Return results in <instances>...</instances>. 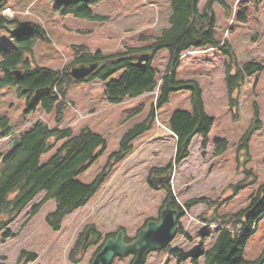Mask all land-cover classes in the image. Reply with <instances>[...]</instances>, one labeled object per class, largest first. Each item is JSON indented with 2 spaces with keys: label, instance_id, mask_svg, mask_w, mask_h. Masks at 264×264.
<instances>
[{
  "label": "rangeland",
  "instance_id": "rangeland-1",
  "mask_svg": "<svg viewBox=\"0 0 264 264\" xmlns=\"http://www.w3.org/2000/svg\"><path fill=\"white\" fill-rule=\"evenodd\" d=\"M206 2L201 0L200 6ZM55 5V0H4L0 5V24L4 18L20 24H38L45 29L46 38L39 39L32 56H28L33 59L34 65L55 70L73 61L76 56L75 46H85L92 52L100 50L104 54L122 53L129 48H145L153 39L143 37L161 34L169 27L172 14L171 0H102L92 7L93 14L100 18L62 14ZM215 12L216 39L221 42L227 39L240 62L256 60L264 65V0L248 5L246 22L239 21L234 12L228 15L219 4L215 5ZM5 44L14 45L15 39L7 27L0 25V46ZM228 60L229 57L216 47L192 50L176 64L177 80H195L198 83L202 90L204 110L214 119V124L208 134V147L202 146L203 138L200 135L195 136L190 145V156L180 164H174L171 169L168 165L175 158L178 139L168 127L169 120L176 110H194L192 90L172 92L169 101L161 106L155 104L157 90L111 103L105 87L109 81L119 79L123 71L108 80L96 77L88 81H77L68 88L64 116L58 123L57 112L48 113L41 106L27 113V99L19 94L18 88L13 85L3 86L0 89V117L9 118L16 137L36 119L44 120L52 127H70L73 135L89 128L106 139V152L76 177L82 183L88 184L95 180L111 155L120 149L124 134L136 125L149 123L153 109L156 119L151 128L132 141L134 151L114 166L111 175L90 202L66 216L61 228L51 227L46 220V216L56 208L52 199L25 225L32 206L40 202L44 195L37 197L10 225L15 236L5 239L0 234V264H19L18 258L23 250L38 255L35 261L24 264H91L97 249V245H91L95 230H99L105 237L123 227L127 236L133 237L146 222L158 219L168 190L154 188L149 183L151 174L162 173L155 170L157 168L166 169L164 172L171 170L169 184L185 211L180 226L186 234L177 236L171 246L190 252L199 246L202 240L200 233L207 229L212 235L205 239V247H211L216 238V228L202 224L201 216H209L214 208L200 203L188 209L184 204L201 197L213 201L220 198L224 200L233 193L231 185L245 178V173L240 170L252 169L258 181L218 207L220 215L236 213L249 206L251 194L264 182V70L247 78L240 94L239 117L236 118L230 106L225 79ZM169 64L170 55L166 48L153 56L152 65L158 80L163 77ZM256 107L261 125L252 133L248 149L239 151L240 140L252 124ZM254 125L257 123L254 122ZM1 130L0 126V133ZM15 138L5 139L0 134V154L5 155L11 151ZM217 139L229 142L228 150L221 155L215 153ZM62 143L44 153L41 163L49 161ZM90 227V244L76 254L74 250L80 235L83 232L85 234ZM245 258L260 260L264 264V215L248 238ZM130 261L131 257L117 258L112 264H129ZM199 262L205 264V258H200ZM146 264L179 263L165 252H152ZM181 264L192 262L187 260Z\"/></svg>",
  "mask_w": 264,
  "mask_h": 264
},
{
  "label": "trees",
  "instance_id": "trees-1",
  "mask_svg": "<svg viewBox=\"0 0 264 264\" xmlns=\"http://www.w3.org/2000/svg\"><path fill=\"white\" fill-rule=\"evenodd\" d=\"M101 1L55 0V8L62 14L70 13L79 17L100 18L93 14L92 7ZM236 1L207 0L204 6H200L201 0H171L172 14L169 27L159 35L143 37L144 39H153V42L147 47L129 48L122 53L104 54L100 50L92 52L85 46H75V58L60 70L34 65L33 59L28 56H32L36 42L46 38V31L41 25L20 24L2 18L0 24L2 27H7L8 24H16L17 30L10 31L15 39L14 45L0 46V70L3 74V77L0 78V89L5 85L16 86L19 94L27 99V113L35 111L37 107L41 106L48 113L56 111L58 123L62 121L64 116L68 100V88L72 83L77 82L71 74V67L76 63L106 61L103 67L92 77L103 80H108L114 74L123 71L119 79L109 81L105 87L106 95L111 103H119L125 98L137 97L158 89L155 104L161 106L169 101L172 92L184 89L192 90L194 93V110L192 112L176 110L169 120L168 127L178 139L175 158L168 165L171 169L174 164L178 165L190 156V145L195 136L200 135L203 138L202 146L208 147V134L214 124V119L207 115L204 110L202 90L198 83L195 80L179 81L176 79L175 66L182 54L190 50L219 47L229 57L226 64L225 79L230 106L236 118L239 117L240 94L247 78L255 72L264 70V65L256 60L240 62L227 39L222 42L216 39L215 5L223 6L227 14L232 15ZM261 1L239 0L234 12L239 21L246 22L250 3ZM3 2L4 0H0V5ZM163 48L169 51L170 64L160 80L157 79L156 69L152 65L153 58L141 67L133 64V54L152 50L154 56L157 51ZM16 71H20V75H17ZM41 87H49L50 91L42 95L34 104H31V96ZM155 119L156 115L153 109L149 123L144 122L136 125L124 134L120 149L111 155L95 180L87 184L78 181L76 177L85 172L92 163L106 152L107 141L101 134L85 128L79 134L73 135V130L70 127H52L44 120H37L30 127L21 130L16 137L10 127L9 118L7 116L0 117L1 137H16L11 151L5 155L0 154V234L5 239L15 236L10 225L41 194L44 195L43 199L32 206L25 225L52 199L56 203V208L46 216V220L51 227L61 228L66 216L86 206L107 181L114 166L123 162L134 151L132 141L145 130L151 128ZM254 122L257 125H254ZM260 125L259 110L256 107L252 124L240 140L239 151L248 149L251 135ZM62 141L63 143L56 153L49 161L42 164V155L56 148ZM228 148V140H216V155L223 154ZM155 170L164 172L166 169L157 168ZM240 172L245 173V178L231 185L233 193L224 200L220 198V200L213 201L201 197L189 200L184 204L185 208L188 209L200 203L214 208L213 213L209 216L203 214L201 219L208 224L206 227H210V224H216L218 227L215 230L216 238L211 247H205V239L210 237L212 232L203 229L200 233L202 240L197 248L190 252L182 248L172 250L171 254L179 264L187 260H191L192 264H200L199 260L202 257L205 258V264H263L260 260H247L245 248L258 220L264 215V182L251 194L250 204L247 208L236 213L223 215L218 213V207L222 203L228 202L239 191L258 181V176L252 169H243ZM149 183L151 184L150 179ZM169 200L172 207L179 211L177 234L179 236L184 232L180 226V220L185 211L173 193L171 185L168 186V196L161 208ZM249 210L252 211L247 216ZM145 225L146 223L143 227ZM122 229L124 228L122 227ZM118 231L103 237L99 230H95L91 245H97V249L93 256L101 250L104 242L109 237H115ZM83 237L84 232L80 235L75 247L76 254L80 252ZM126 239L132 240L128 236ZM169 249L170 245H167L159 252H168ZM37 257L35 252L23 250L18 258V263L24 264L35 261ZM72 257L74 259L73 254Z\"/></svg>",
  "mask_w": 264,
  "mask_h": 264
},
{
  "label": "water",
  "instance_id": "water-1",
  "mask_svg": "<svg viewBox=\"0 0 264 264\" xmlns=\"http://www.w3.org/2000/svg\"><path fill=\"white\" fill-rule=\"evenodd\" d=\"M11 30H17L13 26ZM153 56L152 50H145L132 55L135 66H143L148 63ZM106 61H96L90 63H76L71 67L72 76L78 81H88L95 75ZM20 75V71H16ZM50 91L49 87H41L35 91L30 98V103L34 104L39 98ZM171 177V172L160 176L155 174L151 177V183L155 187L166 185L167 180ZM252 210L247 211V216ZM179 211L171 205L169 200L165 207L161 210L159 220H150L146 226L142 228L136 239L130 243L125 241V230H120L116 237L108 238L101 250L95 255L92 264H112L116 257H126L134 253L135 259L132 264H144L148 253L163 249L174 238L178 230ZM92 236V227H90L84 236L82 250L88 246Z\"/></svg>",
  "mask_w": 264,
  "mask_h": 264
},
{
  "label": "flooded vegetation",
  "instance_id": "flooded-vegetation-1",
  "mask_svg": "<svg viewBox=\"0 0 264 264\" xmlns=\"http://www.w3.org/2000/svg\"><path fill=\"white\" fill-rule=\"evenodd\" d=\"M169 171H170V170H167V171L162 172V173L157 172V173H155V174H158V175H160V176H163V175H166ZM155 174H154V173L151 174L150 177H152V176L155 175ZM169 183H170V179L167 180L166 185H164V186H162V187H163L164 189L168 190V186L170 185ZM165 204H166V203H165ZM165 204H164V206H163L162 208H160L161 210L165 207ZM171 205H172V204H171ZM161 210H159V211H160V212H159V217H158V219H156V220H159V218H160V214H161ZM145 226H146V225H145ZM138 233H139V231L137 232V234H136L135 236H133V237H128V238H132L131 241H128V240L126 239V237H125V241H126L127 243H130V242L134 241V240L136 239ZM135 256H136V255H135L134 253H131V254H129V255L127 256V258H128V257H131V262H130L131 264L133 263ZM117 258H119V259H124L125 257H116L115 259H117ZM115 259H114V260H115Z\"/></svg>",
  "mask_w": 264,
  "mask_h": 264
}]
</instances>
